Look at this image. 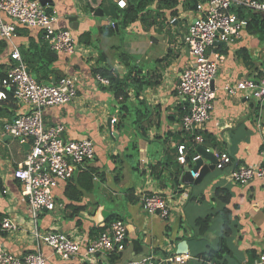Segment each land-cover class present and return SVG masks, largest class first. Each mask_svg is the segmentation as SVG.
Masks as SVG:
<instances>
[{
  "label": "crops",
  "instance_id": "crops-1",
  "mask_svg": "<svg viewBox=\"0 0 264 264\" xmlns=\"http://www.w3.org/2000/svg\"><path fill=\"white\" fill-rule=\"evenodd\" d=\"M116 1H101L103 17L93 16L94 10L87 0L45 1L46 11L57 13V27L70 32L76 44L73 55L54 53L52 56L38 29L17 26L10 42L0 39V72L18 64L10 59L16 50L21 63L26 69L31 63L36 75L28 73L44 85H52L66 76L75 79L76 100L45 109L43 120L47 126H63L65 141L88 140L95 148L93 159L74 170L71 179L59 182L53 190L54 210L41 211L35 216L21 196L20 183L13 178L30 146L10 137L0 139V217L18 225L14 233L0 232V245L16 257L39 251L51 264H135L178 255V244L185 241L189 257L185 264H209L196 256L206 250L207 244L217 249L226 212L230 221L227 264H249L257 260L264 255V177L240 186L230 183L227 176L240 166L260 164L264 131L255 124L257 104L242 94L230 97L223 87L243 78H255L264 65V47L257 38L244 32L237 43L231 46L217 43L210 51L223 55L225 60L214 81L216 99L211 118L200 130L214 138L219 145L217 149L226 153L231 162L223 171L210 172L198 185L181 184L183 169L175 185L173 149L190 135L181 129L183 101L176 87L181 72L192 62L184 38L196 17L195 5L201 0H151L136 21L126 27L121 25V13L132 0H124V9L118 8ZM75 17L77 27L73 29L75 22L70 20ZM172 19L175 22L171 24ZM108 33L111 35H105ZM84 34L89 36L86 42L80 41ZM119 38L122 40L116 45ZM242 50L251 61L239 57ZM121 53L131 59L132 75L148 84L137 99L133 88L126 89L128 102L134 107L131 113L120 110L113 96L116 89L97 72L108 69L115 79L118 76L122 80L127 69L118 59ZM97 76L107 79L109 85L100 84ZM139 103H144L147 111L139 108L144 118L137 123L139 115L135 108ZM31 111L10 95L0 102V128L4 122ZM112 118L118 120L114 125L110 122ZM138 127L146 130L144 137ZM217 149L212 150L219 152ZM177 165L176 169H180ZM87 170L96 172L89 191L83 189L87 180L81 176ZM218 187L229 190L231 199L227 204L216 200ZM182 193L186 195L184 200H180ZM141 194L163 196L171 207L170 219L144 213L139 202ZM207 216H211V221L206 234L194 238L195 221ZM109 218L121 220L126 226L122 248L88 257L85 245L107 230ZM50 231L67 233L78 240L80 254L68 261L54 255L36 237Z\"/></svg>",
  "mask_w": 264,
  "mask_h": 264
},
{
  "label": "built area",
  "instance_id": "built-area-1",
  "mask_svg": "<svg viewBox=\"0 0 264 264\" xmlns=\"http://www.w3.org/2000/svg\"><path fill=\"white\" fill-rule=\"evenodd\" d=\"M120 9L126 7L124 0L116 1ZM243 9L264 17V0H201L196 3V17L189 24L184 44L192 62L180 74L177 83L178 95L183 101L181 129L193 134L201 129L210 118L216 99L214 81L220 65L225 57L210 51L214 43L231 46L243 38L246 20L238 17L234 10ZM6 17L10 22L4 19ZM175 22L172 19L170 23ZM56 11L47 12L37 0H0V39L9 41L15 36L17 26L38 29L43 33L51 52L73 55L76 44L68 30L57 27ZM209 53V54H208ZM10 59L18 62L9 66L1 81L0 102L6 101L8 94L31 109V112L19 114L11 121L4 122L0 128V139L10 137L20 144H29L30 149L23 164L13 172V178L20 183V193L26 199L30 211L36 216L41 211H53L55 199L53 190L59 182L71 179L74 170L93 159L95 148L91 141H65L62 138L64 127L47 126L43 120V112L47 108L61 107L72 103L77 98L75 79L66 76L52 85L37 82L21 63L19 53L14 50ZM104 86L109 85L107 79L97 76ZM223 90L230 97L239 94L246 100L254 101L256 106V126L264 131V67L252 79H240L232 84H225ZM111 125L118 122L111 119ZM203 142L201 137L195 138V144ZM211 151L216 160L215 170L223 171L230 164L226 153ZM186 146H177L176 161L183 168L188 167ZM262 161L256 166H240L233 170L227 180L235 185L246 186L255 179L264 177V151ZM197 154L192 163L199 159ZM198 173L193 174L196 179ZM6 194L5 191L2 192ZM186 198L182 193L180 200ZM144 213L158 214L163 220L171 217V207L167 200L159 194H141L139 197ZM18 225L13 220L4 218L0 223V232L14 233ZM37 238L48 246L53 254L63 261H68L80 254L81 244L67 233L50 231ZM126 239V226L121 220L109 224L107 230L96 239L88 241L86 255L88 257L105 255L120 250ZM187 255H175L158 262L153 259L140 260L135 264H185ZM0 264H51L41 252H33L23 257H16L0 245ZM249 264H264V255Z\"/></svg>",
  "mask_w": 264,
  "mask_h": 264
},
{
  "label": "trees",
  "instance_id": "trees-1",
  "mask_svg": "<svg viewBox=\"0 0 264 264\" xmlns=\"http://www.w3.org/2000/svg\"><path fill=\"white\" fill-rule=\"evenodd\" d=\"M149 1H151V0L128 1L127 2V5H128L127 8L125 10H123L121 13V17H122L121 18V20H122L121 25L123 27H126L127 25L134 23L136 21V19L138 18V14L146 7V5L149 3ZM233 10L235 13L238 14V17L243 18L247 21L245 32L248 35L257 38L260 45L264 47V17H261L260 15H257L253 12L244 11L243 9H238V10L233 9ZM113 33H114V31H113ZM105 35H111V33H108ZM88 39H89V36L86 34H84L80 37V41H82V42H86ZM50 54H51V52H50ZM51 55L55 56L54 53H52ZM238 55H239V57H241V59H243L245 61H247V60L251 61V58L248 56V54L246 53L245 50H242V52H239ZM48 57H51V56H48ZM34 59H31V61H34ZM118 59H119L120 63H122L125 66V68L127 69V74L123 77L122 80L118 81L116 90L113 92V96H114V99L117 101L121 111L126 112V113H131L132 109L134 107H132L128 102L129 96H128L126 89L127 88H129V89L133 88L134 97H135V99H137L139 97L140 91H142L144 87H147L148 84L145 83L143 80L137 79L136 76L132 75L133 74V65L131 63V59L126 54H124V53L119 54ZM52 60L53 59H51L49 61L52 62ZM248 64H250V63H248ZM30 65H31V63L27 64V69H29V71L33 72V74L36 75L35 71L32 69V67ZM263 67H264V65H263ZM39 68H36V69H39ZM129 68H132V69L130 70ZM97 72L100 76L109 79V81L111 83L110 84L111 87H113L115 85L116 79L114 78L111 71H109L108 69H99V70H97ZM4 75H5V72L4 73L0 72V85H1V81L4 77ZM35 80L37 82H40V80H38V79H35ZM0 89H1V86H0ZM8 98H10V94H8ZM136 106L137 107L135 108V110H136L137 115H139L137 118V121H138L137 123H140V121L144 118V115L139 113V110H140L139 108L143 107L145 111H147V109L145 108L146 106L144 105V103H139ZM134 123H136V121H134ZM141 128L138 127L139 131L142 133V136L144 137L146 134V130L143 127H141ZM198 136L201 137L203 140L202 144H200V145L195 144V138ZM183 144L186 146V148L188 150V155L186 157V161H187V165L189 167H193L192 158L197 155V148L198 147H200V146L204 147V148L210 147L211 149L215 150L219 146L214 141V138L212 136H208L206 133H204V131H202L200 129L195 131L193 134L185 136L181 142L177 143V145L173 149V152L176 156H177V146L183 145ZM260 149H262V147ZM218 151L221 152V150H218ZM171 164L175 170L172 178L174 179V184L177 185L178 184V176L181 173L179 171L183 170L184 168H182L180 165L179 166L180 169H176L177 167L175 165L178 164L176 161V158L173 162H171ZM162 165H165V163H162ZM87 171H82L81 176H84L85 179L87 180V182H86L87 184L84 185L85 188H83V189L86 191H89L92 189L91 181L93 179V175L96 174V172L94 170H87ZM1 189H2V182L0 180V190ZM215 198L219 203L227 204L229 202V200L231 199V194L227 188L218 187L215 189ZM226 214H227L226 212L223 213V219H224L223 226H222L223 232L219 238L217 249H213L210 247L209 244H207L206 250L202 253H199L196 256L197 258H200L202 261H205L206 263H209V264H227L226 257H228L230 255V251H229V248L226 244V238L228 237L229 232H230V225H229L230 221L228 219V215H226ZM110 218H109V220H107V223H109V222L111 223L115 220H118V219H115V220L111 221ZM1 221H2V218L0 217V223H1ZM210 221H211V216H207L204 219H197L195 221L194 227H195V230L197 231V233L194 234V238L199 239L200 237H202L206 234ZM167 257H170V256H164V258H167Z\"/></svg>",
  "mask_w": 264,
  "mask_h": 264
},
{
  "label": "water",
  "instance_id": "water-1",
  "mask_svg": "<svg viewBox=\"0 0 264 264\" xmlns=\"http://www.w3.org/2000/svg\"><path fill=\"white\" fill-rule=\"evenodd\" d=\"M46 0H40L39 3L44 6ZM90 7L94 10V17H103L104 13L103 10L100 8L101 6V1L102 0H87ZM77 17L72 18L70 21L75 22L73 29L77 27L76 23ZM214 45H217V43H214ZM186 48V53L188 54V48L185 44ZM27 72H29L28 69H26ZM118 76L116 78V83L114 85V90L117 87L118 83ZM109 124V122H108ZM197 154L199 155V159L194 163V167H185L184 168V173L181 178V184L185 186L189 185H198L205 176H207L210 172H213L215 170V165H216V160L213 157V154L211 151L207 152L204 147H198L197 148ZM198 173V177L196 179L192 178L193 174ZM178 255H187V246L186 242L183 241L180 244H178ZM167 264H172V263H167Z\"/></svg>",
  "mask_w": 264,
  "mask_h": 264
},
{
  "label": "rangeland",
  "instance_id": "rangeland-1",
  "mask_svg": "<svg viewBox=\"0 0 264 264\" xmlns=\"http://www.w3.org/2000/svg\"><path fill=\"white\" fill-rule=\"evenodd\" d=\"M119 40H120V38H119ZM121 40H122V39H121ZM121 40H120V41L117 40V41H116V42H117L116 45H118V44L121 42ZM261 47H263V46H261Z\"/></svg>",
  "mask_w": 264,
  "mask_h": 264
}]
</instances>
